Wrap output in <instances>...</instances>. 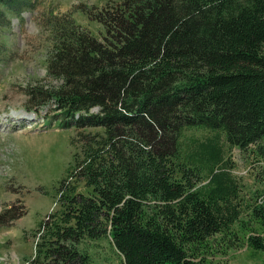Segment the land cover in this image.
<instances>
[{"label": "trees", "instance_id": "16d2710c", "mask_svg": "<svg viewBox=\"0 0 264 264\" xmlns=\"http://www.w3.org/2000/svg\"><path fill=\"white\" fill-rule=\"evenodd\" d=\"M0 3L1 28L4 10L31 7ZM81 11L104 35L50 14L49 82L27 87L26 104L53 100L62 128L103 133L79 134L68 174L88 192L59 182V206L37 228L33 262L89 264L79 243L108 238L122 264H203L195 247L239 239L244 219L256 228L243 241L264 253V194L243 205L217 170L219 134L241 151L253 146L264 165V0H108ZM194 129L213 135L184 140ZM10 211H0V226Z\"/></svg>", "mask_w": 264, "mask_h": 264}, {"label": "rangeland", "instance_id": "374dc122", "mask_svg": "<svg viewBox=\"0 0 264 264\" xmlns=\"http://www.w3.org/2000/svg\"><path fill=\"white\" fill-rule=\"evenodd\" d=\"M29 1L31 7L20 15L4 10L9 25L0 27V126L10 128L0 131V211L12 209L3 216L4 225L0 226V264H45L42 257L39 263L33 262L37 228L51 209H58L56 189L62 179L73 184L77 192L87 194L83 182H77L68 171L72 172L74 160L80 158L81 135L103 133L101 128L62 129L58 121L52 124L53 115L59 112L53 100L54 112L51 105L43 104L34 113L36 107L28 108L26 102L27 87L49 82L45 70L51 44L48 26L44 27L49 15L71 18L94 37L101 38L103 27L88 19L81 8L96 12L108 0ZM96 109L91 113H96ZM30 126L46 127L47 131L24 129ZM212 135L208 130H187L184 140L193 137L205 142ZM218 140L223 154L217 170L227 172L238 188V200L244 205L251 197L264 194V165L254 157L253 146L241 151L230 147L221 134ZM21 208L22 215L17 217ZM9 216L14 217L10 222ZM241 225L239 239L221 241L223 237L216 236L195 247L198 260L203 264H264V253L253 250L242 239L256 225L249 219L241 221ZM78 247L89 255V264H122L108 238L85 239Z\"/></svg>", "mask_w": 264, "mask_h": 264}]
</instances>
